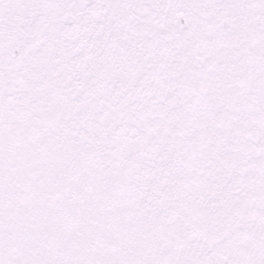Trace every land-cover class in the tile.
Masks as SVG:
<instances>
[{"label": "snow or ice", "instance_id": "obj_1", "mask_svg": "<svg viewBox=\"0 0 264 264\" xmlns=\"http://www.w3.org/2000/svg\"><path fill=\"white\" fill-rule=\"evenodd\" d=\"M0 264H264V0H0Z\"/></svg>", "mask_w": 264, "mask_h": 264}]
</instances>
